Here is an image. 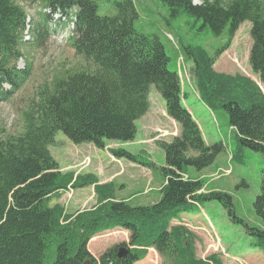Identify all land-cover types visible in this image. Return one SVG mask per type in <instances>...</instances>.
Instances as JSON below:
<instances>
[{"label":"trees","instance_id":"obj_1","mask_svg":"<svg viewBox=\"0 0 264 264\" xmlns=\"http://www.w3.org/2000/svg\"><path fill=\"white\" fill-rule=\"evenodd\" d=\"M34 1L51 12L59 10L67 16L74 12L69 43L84 66L40 86L22 114L21 134L0 138V264H135L144 260L150 249L158 253L162 264H223L217 254L197 257L198 237L186 226H173L172 222L200 208L204 201L219 202L237 220L229 194H203L202 180L183 179L189 167L203 171L212 166L225 146L207 144L184 106L179 74L170 70L163 44L157 36L136 30L134 1L115 2L114 17L98 14V0ZM159 1L167 7L170 19L189 15L215 36L228 31V43L214 57L200 46H184L183 55L193 65L200 101L212 112L224 111L228 116L237 141L232 159L241 160L243 149L264 155V0ZM27 19L20 0H0L1 102L9 101L32 76L30 63L23 70L18 68L25 45L42 49L54 33L52 15L41 12L30 27L32 42L24 43ZM244 22L252 25L249 64L262 89L247 76L214 69ZM152 86L163 98L167 116L180 127L172 142H158L165 155L161 168L165 182L158 203L134 207L115 199L113 183L102 185L94 174L61 170L49 150L58 132L75 145L93 144L100 150L108 142H133L136 122L149 112ZM110 152L117 160L153 168L123 148ZM69 186L73 190L94 187L97 205L68 214L58 201ZM253 206L262 227L238 221L264 253V171L261 193ZM116 228L129 233L128 243L94 258L88 250L90 241ZM120 247L130 250L124 259L117 257ZM150 263L154 264H146Z\"/></svg>","mask_w":264,"mask_h":264},{"label":"rangeland","instance_id":"obj_2","mask_svg":"<svg viewBox=\"0 0 264 264\" xmlns=\"http://www.w3.org/2000/svg\"><path fill=\"white\" fill-rule=\"evenodd\" d=\"M119 1L122 0H98V14L107 17L116 16L115 2ZM133 1L138 12V19L134 24L136 30L147 35L157 36L163 44L170 59V70L179 74L182 91L185 95L184 106L189 112L192 109L195 110L196 116L194 119L200 120L201 124H197L200 129L202 128L206 141L212 146L217 143H222L225 146L224 151L217 157L212 166L203 171H197L189 167L186 169L188 175H183L184 180L189 178L202 180L204 189L201 193L203 194L210 192L229 194L233 198L234 214L237 218L236 221L231 218L217 201H204L200 208L185 213V216L190 220L191 229L198 237L196 243L197 257L206 259L213 254H217L222 259L223 264H264L263 251L254 246L255 240L248 235L246 229L238 221V219L242 220L248 226L262 227L253 205L261 193L264 155L249 149H243L241 160L232 159V155L237 148V141L235 133H231L228 116L224 111L212 112L197 100L199 95L192 76L193 65L190 61H186L182 50L184 46H200L211 57H214L215 53L228 43V31L226 30L220 36H215L208 28H201L202 23L189 15L182 14L176 19H170L167 7L159 0ZM194 1L201 4L203 0ZM20 5L28 15V28L39 20L41 12L49 13V9L34 0H20ZM72 20H74V16ZM72 20L66 18V20L52 24L54 33L44 48L31 49L28 44L25 45L23 49L24 58L19 61L18 66L20 69H24L25 65L30 63L33 73L26 85L9 101H0V138L4 139L8 136H19L21 134L23 129L22 114L31 105L40 86L51 82L56 75L67 70L80 69L84 66V61L75 54L69 43V38L72 35L69 31ZM251 28L250 22H244L240 26L229 50L217 59L214 69L218 73L247 76L260 85L259 77L253 73L249 64L252 47ZM262 87L264 90L263 85ZM5 88L8 89L7 86ZM192 100H196L197 103L190 108L188 105H191ZM150 103L152 104V107L149 108L150 113H152L151 116L155 117L156 123H162L160 110L162 105L165 106V102L155 86L150 88ZM161 132L159 133V140L161 139L162 142V136L165 134L163 131ZM154 136H148V138H154ZM145 142L139 139L138 134H136L133 142L126 143L128 149H123L134 151L135 147L137 152L133 155L151 163L153 168L143 167L136 163L132 165V162L126 159L120 160L121 166L113 163L108 154L111 155L110 149L112 148H121L117 145L107 148L105 150L107 154L103 150L98 154L83 149L80 154L77 149L79 145L72 143L62 132L56 134L54 144L50 146L49 150L52 158L60 167L72 165L76 159L83 158L85 155L87 156L85 159L92 160L91 166L90 164L86 167L83 166L85 159L82 163L73 166L72 169L76 172H96L97 170L93 164L95 162H101L107 173L124 169L123 174L117 179L119 194L123 197H131L133 193L138 191L137 189L142 190L143 186L151 181L150 177L155 180L152 187H155L158 183L163 184V181L165 182L161 173V168L165 166L164 152L159 148L158 142L151 145H147ZM140 143H144L145 150L140 151L144 149L143 146H140ZM227 170H229V174L225 173ZM149 190L150 188L147 192ZM67 192L70 197L71 193L69 191H65L63 194H67ZM76 194L79 196L80 191ZM152 196H160L161 198L159 191H152L150 199L153 198ZM61 202L63 203V201ZM121 230L117 234L111 232L106 234L105 237L101 236V239L106 238L110 242L107 243L101 253L96 254L93 247L90 250L88 248L90 254L98 259L107 249L125 243V241H116L117 237H122ZM51 251L53 254L55 247H52ZM148 260L152 262L149 257L146 259L145 264L149 262ZM161 261L160 258L157 263L156 261H153V263L162 264Z\"/></svg>","mask_w":264,"mask_h":264},{"label":"crops","instance_id":"obj_3","mask_svg":"<svg viewBox=\"0 0 264 264\" xmlns=\"http://www.w3.org/2000/svg\"><path fill=\"white\" fill-rule=\"evenodd\" d=\"M197 100L200 101L199 98H197ZM187 102H188V99H187ZM195 103H197V101L192 100L191 105H188V106L191 108V106L195 105ZM150 107H152L151 103H150ZM190 112L192 113L193 117L195 118V116H196L195 110L192 109V111L190 110ZM149 113H150V111L143 118H141L139 121L136 122L137 134L139 136V139L146 141L145 144L151 145L152 143L160 142L161 139L159 140V137H160L159 131L164 132L165 135L162 136V141H165V142L170 143L174 140V138L179 136L180 127L172 119H170L167 116L166 105L165 106L162 105V109L160 110V113L162 116V123H160V122L156 123L154 120L155 117L151 116L152 113H150V114ZM197 123L200 125L201 124L200 120L199 121L197 120ZM201 130H202V128H201ZM202 133H203V130H202ZM203 135H204V133H203ZM148 136H154V138H148ZM140 144H141L140 146L144 147V143H140ZM207 144H209V143L207 142ZM114 145H117V146H119L121 148H125V149L128 147L126 144L108 142L106 144V148L112 147ZM77 147H78L77 149L80 152V154H81L82 149L83 150H90L91 152L98 153V154L101 151L100 149L96 148L93 144H82V145H79ZM145 147H144V149H141L140 151L145 150L146 149ZM103 151L106 153L105 150H103ZM128 152H130L131 154H134L137 151H136V148L134 147V151L128 150ZM86 157L87 156L85 155L83 158L76 159L72 165H69L67 167H60V168L64 172L68 171V170L76 172L75 170L72 169V167L82 163ZM113 163H115V162H113ZM91 164H92V160H91L90 166H91ZM93 164L95 165L94 168L97 170L96 172L88 171V172H82V174H94V175H96L100 180V184H102V185L113 183L116 186L114 197L117 201H126L134 207L150 206V205H154L160 201V199H161L160 196H158V197L152 196L153 197L152 199H150V196H151L152 191H156V192L159 191V193H160V190L164 185V181H163V184L160 185L158 183L157 185H155V187H152V183H154L155 180L152 177H150L151 181L148 182L147 185L143 186L142 190H140V188H139V189H137L138 191L136 193H133L131 195V197H123L122 195L119 194V184L117 183V179L123 174L124 169H121L120 171H114L112 173H107V171L105 170V168L103 167L101 162H95ZM131 164L135 165L133 163H131ZM119 165L121 166V162ZM79 173H81V171L76 172V174H79ZM189 179L191 180V178H189ZM192 180H198V179H192ZM149 188H150V190H149V192H147V190ZM78 191H80L79 196H77V194H76V192H78ZM73 192L74 193H73V195H71V197H69L68 192H67V194L66 193L63 194L61 197V200L59 201V203L65 207L66 212L68 214H72V215L77 214L78 212H82L86 209H91L97 205V198L95 195L94 187L77 189V190H73ZM160 195H161V193H160ZM61 201H63V203ZM53 204H55V202H53ZM172 225L173 226L184 225L190 231L193 232V230L191 229L192 227L190 226V220L185 216V214H181L178 217V219H176L172 222ZM119 230L120 229H114L112 231H107V232H104V233L96 236V238L92 239L91 242L89 243V245H88L89 250L91 249V247H93L96 254L103 252L104 251L103 249L106 247L107 243L110 242V240H106V238L101 239V236L105 237L106 234H109L111 232H114L117 234V233H119L118 232ZM121 233H122V237L121 238L117 237L116 241H118V242H122V241L126 242L127 241L128 242L129 233L126 231H122V230H121ZM149 257L151 258L152 262L156 261V263H157V261L160 260L158 253L154 249L149 250L147 258H149ZM146 259L143 261L137 262L135 264H145Z\"/></svg>","mask_w":264,"mask_h":264},{"label":"built area","instance_id":"obj_4","mask_svg":"<svg viewBox=\"0 0 264 264\" xmlns=\"http://www.w3.org/2000/svg\"><path fill=\"white\" fill-rule=\"evenodd\" d=\"M194 4H197V2H195L194 1ZM56 17V19H59V20H65V18L60 14V15H56L55 16ZM29 39V36H26V40H28ZM160 133H162L161 131H160ZM160 135H163V134H160ZM111 159H112V161H114V162H117L116 160H115V158L114 157H112V156H109ZM90 159L89 158H87V159H85V161H84V163H83V166L84 167H86V166H88L89 164H90ZM226 174H229L230 172H229V170H227L226 172H225ZM68 191L72 194V190H71V188L69 187L68 188Z\"/></svg>","mask_w":264,"mask_h":264},{"label":"water","instance_id":"obj_5","mask_svg":"<svg viewBox=\"0 0 264 264\" xmlns=\"http://www.w3.org/2000/svg\"><path fill=\"white\" fill-rule=\"evenodd\" d=\"M258 85H259V84H258ZM259 87H260V85H259ZM260 88H261V87H260ZM129 252H130L129 248H127V247H120V248L118 249L117 257H118L119 259H124V258L127 257V255L129 254Z\"/></svg>","mask_w":264,"mask_h":264}]
</instances>
